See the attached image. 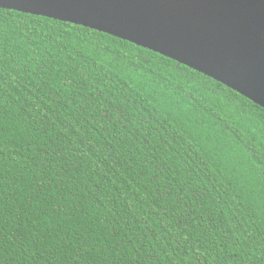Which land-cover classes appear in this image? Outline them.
Listing matches in <instances>:
<instances>
[{
	"label": "trees",
	"instance_id": "obj_1",
	"mask_svg": "<svg viewBox=\"0 0 264 264\" xmlns=\"http://www.w3.org/2000/svg\"><path fill=\"white\" fill-rule=\"evenodd\" d=\"M0 264H264V108L0 7Z\"/></svg>",
	"mask_w": 264,
	"mask_h": 264
},
{
	"label": "water",
	"instance_id": "obj_2",
	"mask_svg": "<svg viewBox=\"0 0 264 264\" xmlns=\"http://www.w3.org/2000/svg\"><path fill=\"white\" fill-rule=\"evenodd\" d=\"M147 47L264 108V0H0Z\"/></svg>",
	"mask_w": 264,
	"mask_h": 264
}]
</instances>
